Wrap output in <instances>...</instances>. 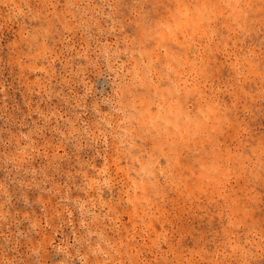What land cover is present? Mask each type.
Instances as JSON below:
<instances>
[{
  "label": "rangeland",
  "instance_id": "rangeland-1",
  "mask_svg": "<svg viewBox=\"0 0 264 264\" xmlns=\"http://www.w3.org/2000/svg\"><path fill=\"white\" fill-rule=\"evenodd\" d=\"M262 137L264 0H0V264H258Z\"/></svg>",
  "mask_w": 264,
  "mask_h": 264
},
{
  "label": "snow or ice",
  "instance_id": "snow-or-ice-1",
  "mask_svg": "<svg viewBox=\"0 0 264 264\" xmlns=\"http://www.w3.org/2000/svg\"><path fill=\"white\" fill-rule=\"evenodd\" d=\"M221 27H223V25H220ZM261 150L262 152H264V137H262V140H261ZM258 264H264V258H262Z\"/></svg>",
  "mask_w": 264,
  "mask_h": 264
}]
</instances>
